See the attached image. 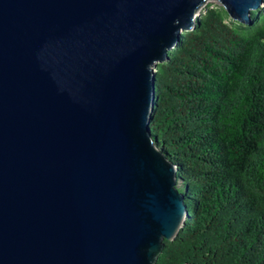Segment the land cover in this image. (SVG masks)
Segmentation results:
<instances>
[{
	"label": "water",
	"instance_id": "1",
	"mask_svg": "<svg viewBox=\"0 0 264 264\" xmlns=\"http://www.w3.org/2000/svg\"><path fill=\"white\" fill-rule=\"evenodd\" d=\"M208 1L0 0V264L157 263L189 207L156 67ZM218 1L243 25L264 7Z\"/></svg>",
	"mask_w": 264,
	"mask_h": 264
},
{
	"label": "trees",
	"instance_id": "2",
	"mask_svg": "<svg viewBox=\"0 0 264 264\" xmlns=\"http://www.w3.org/2000/svg\"><path fill=\"white\" fill-rule=\"evenodd\" d=\"M196 23L155 73L152 133L189 207L156 264H264V9Z\"/></svg>",
	"mask_w": 264,
	"mask_h": 264
},
{
	"label": "rangeland",
	"instance_id": "3",
	"mask_svg": "<svg viewBox=\"0 0 264 264\" xmlns=\"http://www.w3.org/2000/svg\"><path fill=\"white\" fill-rule=\"evenodd\" d=\"M207 5H221V4H220V2H219L218 0H209V1L207 2ZM207 5H206V6H207ZM206 6H205V7H206ZM205 7L199 12V14L197 15V17H200V16H201V14L203 13ZM263 9H264V7H263ZM181 184H182V183L179 182L180 187H181Z\"/></svg>",
	"mask_w": 264,
	"mask_h": 264
},
{
	"label": "bare ground",
	"instance_id": "4",
	"mask_svg": "<svg viewBox=\"0 0 264 264\" xmlns=\"http://www.w3.org/2000/svg\"><path fill=\"white\" fill-rule=\"evenodd\" d=\"M198 15V14H197Z\"/></svg>",
	"mask_w": 264,
	"mask_h": 264
}]
</instances>
